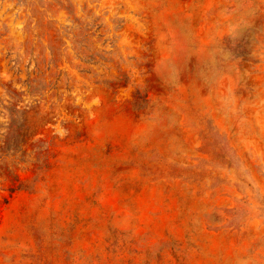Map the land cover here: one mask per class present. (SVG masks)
Listing matches in <instances>:
<instances>
[{
	"label": "rangeland",
	"instance_id": "rangeland-1",
	"mask_svg": "<svg viewBox=\"0 0 264 264\" xmlns=\"http://www.w3.org/2000/svg\"><path fill=\"white\" fill-rule=\"evenodd\" d=\"M0 264H264V0H0Z\"/></svg>",
	"mask_w": 264,
	"mask_h": 264
}]
</instances>
